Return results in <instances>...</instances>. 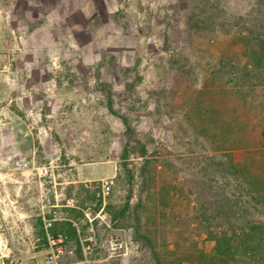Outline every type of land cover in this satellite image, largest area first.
<instances>
[{
	"label": "rangeland",
	"instance_id": "374dc122",
	"mask_svg": "<svg viewBox=\"0 0 264 264\" xmlns=\"http://www.w3.org/2000/svg\"><path fill=\"white\" fill-rule=\"evenodd\" d=\"M262 46L264 0H0V264L53 210L59 264H264Z\"/></svg>",
	"mask_w": 264,
	"mask_h": 264
},
{
	"label": "trees",
	"instance_id": "16d2710c",
	"mask_svg": "<svg viewBox=\"0 0 264 264\" xmlns=\"http://www.w3.org/2000/svg\"><path fill=\"white\" fill-rule=\"evenodd\" d=\"M234 41L241 42L242 39L237 37V38L234 39ZM257 51L263 52L264 51V47L262 46L260 48V50L258 49ZM256 55L257 56H260V54H256ZM261 55H264V53H261ZM260 61L264 63L263 60L260 59ZM258 65L259 64L257 63L255 66H258ZM259 67L261 68L262 66H259ZM243 73H244V76H245L243 82L245 84H248L249 86H251V83L249 82V79L251 78L252 74L250 72L245 71V70H244ZM260 85H261V83L258 81L257 82V85H255V86H260ZM248 90H251V91L250 92H247L246 91V92L243 93V95L245 94L244 102L247 103V104H250L251 103V100L254 98V92H255L256 89H248ZM262 182H263V186H264V181H262ZM127 209H128V203H125V205L122 207V209H120L119 211H113L112 212L111 218L114 221H116V222H113L115 228L121 229L122 226L124 225L123 221H125ZM67 225H69V224H67ZM38 226L41 227V237H42V239L45 242V245L47 247L48 246V243H47V239H46V236H45V233H44L45 231H44V228H43L42 219H39L38 220ZM49 232H50V235L52 236V238H54V239L57 238L58 236L61 237V238H63V244H64L65 247H67L68 245L71 244V240L69 239L71 237V235L68 234V233H65L64 230L58 231L55 228V225L49 230ZM70 233L72 234L73 239H75V233H74L73 229H71V232ZM215 239H216V242H215V251H217L219 253H222V255H224V253L230 251V245H229L230 243L228 242V239L226 237H224V236H218V238H215ZM78 242H79V239H78ZM78 242L76 241V243H77L76 246L77 247H74V249H75V251L77 250L78 256L81 257L82 248H80L81 245H80V242L79 243ZM147 243L150 245V242L148 240H147ZM258 247L250 248V250H252L253 252H257ZM69 248H71V247H69ZM187 255L188 254H186L185 252L182 253L181 254L182 259H180V260L181 261H184V262H187L185 260L187 258L186 257ZM155 256H156L157 264H161L160 263V260L158 258V255H155ZM199 256H201V253H200ZM212 258L214 259V261H212V264H219V262H220V259L219 258L220 257H216L215 255H212ZM6 264H7V261H6Z\"/></svg>",
	"mask_w": 264,
	"mask_h": 264
},
{
	"label": "built area",
	"instance_id": "2783aa9c",
	"mask_svg": "<svg viewBox=\"0 0 264 264\" xmlns=\"http://www.w3.org/2000/svg\"><path fill=\"white\" fill-rule=\"evenodd\" d=\"M23 166L26 167V164H23ZM42 172L43 171L41 170L39 171L40 176H44V173ZM113 187H114V176L101 179L100 185H99L98 196L102 198L103 200H105L106 198L110 196ZM46 204L50 208H53V209L57 208V206L51 205L49 201H46ZM57 213L58 212L53 210L52 212L51 211L49 212L47 218L42 217V223H43L44 229L48 230L53 226L54 222L57 220L56 219ZM86 218H88L87 219L88 223L90 224V226H92L91 224L94 221V218L90 219L87 216V214H86ZM118 234L119 233H117L116 235ZM46 239H47L48 247L46 251L45 261L47 264H59L60 255H62L64 252L70 255L73 253L74 248L67 249L63 244V238L58 236L57 238L54 239L52 238L50 234H47ZM79 242H80V245L83 246L82 240L80 238H79ZM125 244H126V241H123L120 237H116V240H114L112 244V252L120 251L122 248L125 247Z\"/></svg>",
	"mask_w": 264,
	"mask_h": 264
}]
</instances>
